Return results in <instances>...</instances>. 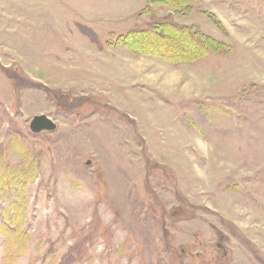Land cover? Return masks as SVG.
Returning a JSON list of instances; mask_svg holds the SVG:
<instances>
[{"label":"rangeland","instance_id":"1","mask_svg":"<svg viewBox=\"0 0 264 264\" xmlns=\"http://www.w3.org/2000/svg\"><path fill=\"white\" fill-rule=\"evenodd\" d=\"M151 1L0 0V264H264V0Z\"/></svg>","mask_w":264,"mask_h":264},{"label":"trees","instance_id":"2","mask_svg":"<svg viewBox=\"0 0 264 264\" xmlns=\"http://www.w3.org/2000/svg\"><path fill=\"white\" fill-rule=\"evenodd\" d=\"M189 1L192 0H152L151 2L176 9ZM149 11L151 12V8L148 6L143 13ZM115 45L131 53L157 57L171 64L190 63L203 58L209 48L215 50V46H212L208 38L187 27L173 24L168 18H156V22L152 23L150 28L120 35ZM177 47L181 50L176 53L171 51Z\"/></svg>","mask_w":264,"mask_h":264},{"label":"water","instance_id":"3","mask_svg":"<svg viewBox=\"0 0 264 264\" xmlns=\"http://www.w3.org/2000/svg\"><path fill=\"white\" fill-rule=\"evenodd\" d=\"M54 128V124L46 116H36L30 122V130L37 132L42 129L51 130Z\"/></svg>","mask_w":264,"mask_h":264}]
</instances>
